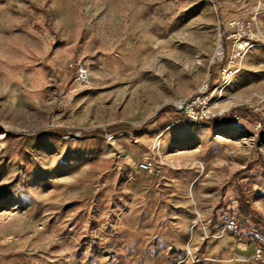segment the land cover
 <instances>
[{
	"label": "rangeland",
	"instance_id": "obj_1",
	"mask_svg": "<svg viewBox=\"0 0 264 264\" xmlns=\"http://www.w3.org/2000/svg\"><path fill=\"white\" fill-rule=\"evenodd\" d=\"M256 3L0 0V264H199L230 219L264 234V42L223 91L211 62Z\"/></svg>",
	"mask_w": 264,
	"mask_h": 264
},
{
	"label": "built area",
	"instance_id": "obj_2",
	"mask_svg": "<svg viewBox=\"0 0 264 264\" xmlns=\"http://www.w3.org/2000/svg\"><path fill=\"white\" fill-rule=\"evenodd\" d=\"M256 2L257 6H261L260 10L254 11L248 19L234 18L229 20L223 32L219 35L211 62L219 61L222 63L220 67L221 76L217 88L221 91L231 84L232 79L240 71L244 57L264 42V5L262 0H256ZM74 67L75 79L79 82H88V68L81 62L76 63ZM207 88L208 85L205 84L201 91L204 92ZM196 99H199V97ZM193 103V100L189 103L183 102L179 104L178 108L189 117L188 119L194 122L204 119L211 120L213 116L206 106L202 105L199 112H194ZM139 166L144 172L152 173L153 169L150 162L140 163ZM224 229L238 234L237 219H230ZM247 264H264V247H256Z\"/></svg>",
	"mask_w": 264,
	"mask_h": 264
},
{
	"label": "crops",
	"instance_id": "obj_3",
	"mask_svg": "<svg viewBox=\"0 0 264 264\" xmlns=\"http://www.w3.org/2000/svg\"><path fill=\"white\" fill-rule=\"evenodd\" d=\"M247 15L249 16V14ZM247 15L245 16L247 17ZM257 51V49L251 50L244 57L245 60ZM219 239L214 249H212L211 256L199 259V264H214L215 261L216 264H245L256 247H264V234H260L259 231L254 232L253 229L249 228L245 231L241 230L239 234L233 237L227 235L224 238L219 237Z\"/></svg>",
	"mask_w": 264,
	"mask_h": 264
},
{
	"label": "trees",
	"instance_id": "obj_4",
	"mask_svg": "<svg viewBox=\"0 0 264 264\" xmlns=\"http://www.w3.org/2000/svg\"><path fill=\"white\" fill-rule=\"evenodd\" d=\"M239 111L242 112L241 109ZM231 120L232 119L228 120L227 122H231ZM212 121H213V119L211 121H209V123L212 122ZM99 133H101V132L98 131V130H94V131L88 132V134H99ZM238 202H239V205H238V214H237V216L239 218H247L249 216H254L255 218H258L257 214L254 211H252V209L250 207V203L246 200L245 195H244L243 192H240ZM258 220H259L258 222L260 224L261 223L260 219H258ZM231 236L233 237V236H235V234H232Z\"/></svg>",
	"mask_w": 264,
	"mask_h": 264
}]
</instances>
